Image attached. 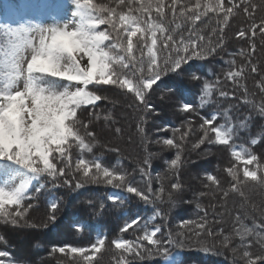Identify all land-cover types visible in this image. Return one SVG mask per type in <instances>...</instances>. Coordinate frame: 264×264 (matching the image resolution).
<instances>
[{
    "label": "trees",
    "instance_id": "obj_1",
    "mask_svg": "<svg viewBox=\"0 0 264 264\" xmlns=\"http://www.w3.org/2000/svg\"><path fill=\"white\" fill-rule=\"evenodd\" d=\"M65 4L105 38L96 101L45 157L0 151L35 177L0 202V264H264V0H0V97L3 56ZM28 81L58 107L63 80Z\"/></svg>",
    "mask_w": 264,
    "mask_h": 264
},
{
    "label": "rangeland",
    "instance_id": "obj_2",
    "mask_svg": "<svg viewBox=\"0 0 264 264\" xmlns=\"http://www.w3.org/2000/svg\"><path fill=\"white\" fill-rule=\"evenodd\" d=\"M59 13L58 22L46 19L42 28L30 29L26 41L3 56L12 63L13 70L2 76L9 86L7 93L0 97V151L9 153L14 150L22 158L28 155L45 157L48 147L60 144L63 121L71 110L96 101L87 91V85L95 70L97 49L105 39L96 32L89 12H78L70 4H65ZM0 25L7 35L18 36L7 14L0 19ZM55 26L57 30L53 33ZM59 52L68 55L72 62L57 70L55 58ZM29 72L63 80V89L57 97L58 107L46 102V89L39 98L35 96L28 81ZM216 136L220 141L225 140L223 132L217 131ZM34 179L24 167H13L0 174V202H16ZM25 237V234L17 235L15 240L24 239L25 242ZM22 248L30 249V245L26 243ZM176 257H167L163 264H174Z\"/></svg>",
    "mask_w": 264,
    "mask_h": 264
},
{
    "label": "bare ground",
    "instance_id": "obj_3",
    "mask_svg": "<svg viewBox=\"0 0 264 264\" xmlns=\"http://www.w3.org/2000/svg\"><path fill=\"white\" fill-rule=\"evenodd\" d=\"M95 66V61H94V64H93V67ZM11 241H13V240H11Z\"/></svg>",
    "mask_w": 264,
    "mask_h": 264
}]
</instances>
